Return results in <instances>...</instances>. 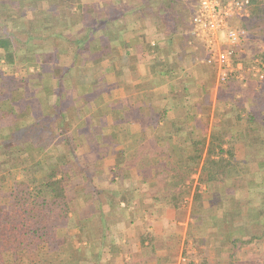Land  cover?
I'll list each match as a JSON object with an SVG mask.
<instances>
[{"label":"crops","instance_id":"1","mask_svg":"<svg viewBox=\"0 0 264 264\" xmlns=\"http://www.w3.org/2000/svg\"><path fill=\"white\" fill-rule=\"evenodd\" d=\"M198 1L0 0L4 167L88 170L43 264H264V23L218 88Z\"/></svg>","mask_w":264,"mask_h":264},{"label":"trees","instance_id":"2","mask_svg":"<svg viewBox=\"0 0 264 264\" xmlns=\"http://www.w3.org/2000/svg\"><path fill=\"white\" fill-rule=\"evenodd\" d=\"M250 1L253 6L259 3ZM257 8L258 13H264V6L258 4ZM0 49L4 50L2 58L8 64L14 63L16 50L12 41L0 39ZM0 107L2 115L5 111L15 112L1 102ZM31 109L25 106L21 111L24 114ZM9 117L6 114V119H13ZM5 133L0 126V189L13 183L0 199V264H42V256L55 244L50 233L69 218L77 185L74 179L77 175L86 177L88 170L77 169L69 162L53 167L51 156L46 153L32 165L22 163L19 169L12 165L7 169L4 165L9 164L8 150L18 144L19 136L5 137ZM54 212L58 215L52 216Z\"/></svg>","mask_w":264,"mask_h":264},{"label":"built area","instance_id":"3","mask_svg":"<svg viewBox=\"0 0 264 264\" xmlns=\"http://www.w3.org/2000/svg\"><path fill=\"white\" fill-rule=\"evenodd\" d=\"M250 0H199L191 17L193 35L207 52V62L218 66L217 87H223L232 77L235 47L246 31L230 25V20L251 15Z\"/></svg>","mask_w":264,"mask_h":264},{"label":"rangeland","instance_id":"4","mask_svg":"<svg viewBox=\"0 0 264 264\" xmlns=\"http://www.w3.org/2000/svg\"><path fill=\"white\" fill-rule=\"evenodd\" d=\"M196 3V2H195ZM260 6H264V0H259V3H258ZM258 4H254V9L255 10H253V13H252V19H251V21L247 24V27H249V28H247L246 27V24L244 25L243 24V22L241 23V24H237L238 26H240L241 28H239V29H243V30H245V31H249V32H251V33H254V34H257V32L258 31H256V30H258V27H259V24H260V21L261 20H264L263 18H261V17H264V13H262V12H260V13H258L257 11H256V9H258L257 8V5ZM256 11V12H255ZM257 15H260V16H257ZM262 23H264V21L262 22ZM242 26H245L246 28H244V27H242ZM257 27V29H256V27ZM235 27V26H234ZM257 48V47H256ZM256 53V50L253 52V56H256V57H259V58H261L262 59V56H260L261 54H256V55H254ZM252 56V57H253ZM217 86V85H216ZM224 87V86H223ZM218 88H222V87H218ZM8 169V168H7ZM11 172L13 173V172H15L14 170H11ZM12 181H11V183H8V185H6V187H5V189H0V199H2V198H4V193L6 192V188H9L11 185H12ZM54 246V245H53ZM193 248V249H192ZM191 248V250L193 251V255L192 256H197V254L195 253V249H197V248H195L194 246ZM54 249H55V247H53V248H51V249H49V251L48 252H46V254H50V253H52L53 251H54ZM43 264V263H42Z\"/></svg>","mask_w":264,"mask_h":264}]
</instances>
